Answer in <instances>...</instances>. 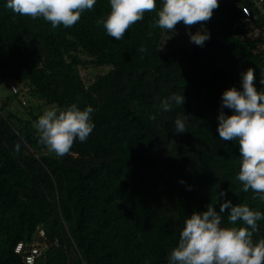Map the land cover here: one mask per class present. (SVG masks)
I'll use <instances>...</instances> for the list:
<instances>
[{"label": "trees", "instance_id": "obj_1", "mask_svg": "<svg viewBox=\"0 0 264 264\" xmlns=\"http://www.w3.org/2000/svg\"><path fill=\"white\" fill-rule=\"evenodd\" d=\"M244 6H251L253 24L244 21ZM109 11L108 0H97L74 25L54 28L0 0V83L14 78L61 108L91 105L95 124L86 141L57 156L33 127L40 114L0 104V264H27L16 245L30 242L40 226L52 242L44 264H166L187 216L209 203L219 211L221 191L233 204L264 212V201L235 179L238 142L217 132L221 93L240 87L241 71L252 67L253 83L264 88L257 3L219 0L202 47L165 52L156 9L119 40L98 23ZM81 52L111 68L87 85ZM173 92H183V105L162 111ZM184 114L186 132L176 133L174 119ZM258 224L254 240L264 238V220Z\"/></svg>", "mask_w": 264, "mask_h": 264}, {"label": "clouds", "instance_id": "obj_2", "mask_svg": "<svg viewBox=\"0 0 264 264\" xmlns=\"http://www.w3.org/2000/svg\"><path fill=\"white\" fill-rule=\"evenodd\" d=\"M13 12L33 19L42 17L52 27L74 25L85 10L93 9L97 0H5ZM110 11L98 20L106 33L121 39L127 29L142 20L145 11L157 10L156 25L170 34L176 33V25L182 22L189 41L203 46L210 39L206 28L219 0H108ZM199 22L195 32L190 26ZM144 51L143 48L140 49ZM240 87L231 86L221 93L217 115V132L223 141H237L240 155L239 171L235 177L241 182L242 191L253 192V197L264 201V88L257 90L253 83L254 69L240 72ZM264 85V72L260 81ZM185 96L173 92L162 101V111L173 104L183 105ZM230 109L226 113L224 109ZM94 108L81 109L73 102L66 107L52 104L46 107L33 122L39 140L57 156L71 152L74 141L84 142L95 127L91 114ZM154 118V117H153ZM174 132L184 133L187 114L174 119ZM218 195L219 211L209 203L205 210L193 211L183 222L178 242L166 257V264H264V238L253 239L258 232V222L264 220V212L246 203L233 204L231 199ZM217 201V202H218ZM228 209L229 226L222 223ZM237 221L241 222L237 225Z\"/></svg>", "mask_w": 264, "mask_h": 264}, {"label": "rangeland", "instance_id": "obj_3", "mask_svg": "<svg viewBox=\"0 0 264 264\" xmlns=\"http://www.w3.org/2000/svg\"><path fill=\"white\" fill-rule=\"evenodd\" d=\"M261 4L264 6V2H262ZM257 5L260 8L259 4ZM175 27L177 31L172 36H170L169 33L163 30V35L160 41L161 51L165 52L171 47L178 45H185L188 48H193V46L195 45L194 43H191L189 41L186 27L182 22H178ZM197 28H199V22L190 26V29L193 32H195ZM260 49L264 50V42L260 45ZM80 56L84 61V63L80 65V72L84 82L87 85L90 84L97 76L106 73L111 68V65L109 64L98 65L93 61V58L90 55L84 52H81ZM12 83L17 85L19 93H14L12 91ZM24 100L25 103L23 102ZM3 101L7 103L9 102L19 107V111H21L25 116H31V113L41 114L46 107L52 105V103H50L46 99L34 95L28 86L18 82L14 78H8L0 83V104ZM47 151L49 150L47 149Z\"/></svg>", "mask_w": 264, "mask_h": 264}, {"label": "built area", "instance_id": "obj_4", "mask_svg": "<svg viewBox=\"0 0 264 264\" xmlns=\"http://www.w3.org/2000/svg\"><path fill=\"white\" fill-rule=\"evenodd\" d=\"M264 0H255L257 4H261ZM244 21L250 24L255 22L256 16L253 13L251 6H244ZM11 89L14 93H19L16 84H11ZM25 103V100L23 101ZM54 243H58L56 240ZM52 242L48 240L46 230L40 226L34 238L30 242L20 241L16 245L15 251L23 255L27 264H44L46 251Z\"/></svg>", "mask_w": 264, "mask_h": 264}, {"label": "crops", "instance_id": "obj_5", "mask_svg": "<svg viewBox=\"0 0 264 264\" xmlns=\"http://www.w3.org/2000/svg\"><path fill=\"white\" fill-rule=\"evenodd\" d=\"M255 1V0H254ZM264 2V1H263ZM262 14L264 15V6L262 4H259Z\"/></svg>", "mask_w": 264, "mask_h": 264}]
</instances>
